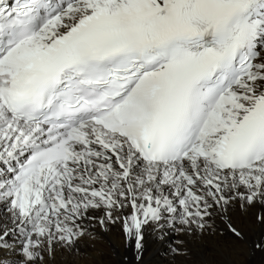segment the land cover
<instances>
[{"label": "snow or ice", "instance_id": "1", "mask_svg": "<svg viewBox=\"0 0 264 264\" xmlns=\"http://www.w3.org/2000/svg\"><path fill=\"white\" fill-rule=\"evenodd\" d=\"M125 201L138 252L165 212L264 250L228 215L264 206V0H0V264Z\"/></svg>", "mask_w": 264, "mask_h": 264}, {"label": "bare ground", "instance_id": "2", "mask_svg": "<svg viewBox=\"0 0 264 264\" xmlns=\"http://www.w3.org/2000/svg\"><path fill=\"white\" fill-rule=\"evenodd\" d=\"M124 203L123 208L113 211L114 218L119 219L115 223L106 222L103 228L99 219L105 218L107 209L103 206L89 209L79 221L81 227L86 230V235L76 247L67 248L53 241L49 251L45 244L41 251L42 259L38 258L36 264H188L192 258L194 260L191 264H264V250L250 248L245 243L236 249L225 246L223 240L226 238L214 235L211 231L189 232L178 220L169 223L171 215L166 212L163 213L164 218L159 222V227L151 224L144 227V247L138 252L134 237L126 239L123 231L122 222L132 213L127 201ZM212 212L209 224H214L218 230L222 229L224 225L220 210L213 208ZM257 212H264V206L258 203L246 215L235 205L229 208L228 215L241 226L249 243L264 237V224L256 223L254 218ZM0 220L7 222V217L0 214ZM193 228L195 229V226ZM22 242L23 237L18 232L9 240V243L16 247L17 256ZM179 253L183 258L178 257ZM14 260L15 257H11L9 264Z\"/></svg>", "mask_w": 264, "mask_h": 264}, {"label": "rangeland", "instance_id": "3", "mask_svg": "<svg viewBox=\"0 0 264 264\" xmlns=\"http://www.w3.org/2000/svg\"><path fill=\"white\" fill-rule=\"evenodd\" d=\"M1 215H3L2 213H0ZM181 254H186V253H184V252H181ZM180 253L178 254V257L180 258V257H182L183 258V256L181 255ZM193 257V256H192ZM192 257H190V259L192 258ZM189 259V258H188ZM193 258H192V260H190L189 261V263L188 264H191V262H193Z\"/></svg>", "mask_w": 264, "mask_h": 264}]
</instances>
